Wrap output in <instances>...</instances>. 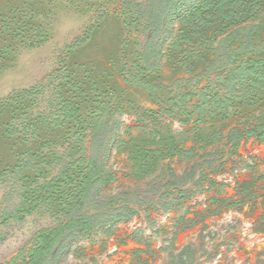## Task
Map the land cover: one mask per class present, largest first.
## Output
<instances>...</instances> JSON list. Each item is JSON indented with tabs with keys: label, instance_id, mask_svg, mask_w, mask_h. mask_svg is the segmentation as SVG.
I'll use <instances>...</instances> for the list:
<instances>
[{
	"label": "rangeland",
	"instance_id": "374dc122",
	"mask_svg": "<svg viewBox=\"0 0 264 264\" xmlns=\"http://www.w3.org/2000/svg\"><path fill=\"white\" fill-rule=\"evenodd\" d=\"M8 1L12 0L0 3ZM122 12L120 4L90 13L57 4L46 26L48 41L33 50L19 47L0 69V104L14 93L39 89L34 103L25 100L21 105L31 106L28 121L52 111L58 91L66 92L59 89L57 75L65 69H75L78 77L91 76L108 91L112 106H123L124 112L111 125H117L115 133L104 138L101 161L115 181L101 190V196L125 201L136 215L116 224L110 236L100 229L71 241L56 264H264V142L244 141L237 153L226 140L211 143L215 132L226 137L234 127L254 124L264 101L242 105L235 99L227 115L207 113L201 123L197 115L188 124L182 123L186 117L181 121L165 116L178 91L197 93L215 76L198 84L183 83L178 90L179 81L193 80L202 67L184 73L168 60L166 44L171 30L178 29L177 24L169 25L161 39V68L147 79L164 86L156 90L159 101L153 103L130 77L136 74L137 51L145 48L151 32L128 31ZM240 90L239 85L236 96ZM198 103L194 94L185 106L191 111ZM11 116L9 107L0 109V264L11 262L39 231L54 228L63 219L47 209L18 217L11 212L20 204L22 186L56 176L48 164L69 147L64 131L42 133L54 144L43 151L40 171L28 170L16 179L18 155L37 149V144L20 143L6 134ZM84 145L91 147L90 133Z\"/></svg>",
	"mask_w": 264,
	"mask_h": 264
},
{
	"label": "trees",
	"instance_id": "16d2710c",
	"mask_svg": "<svg viewBox=\"0 0 264 264\" xmlns=\"http://www.w3.org/2000/svg\"><path fill=\"white\" fill-rule=\"evenodd\" d=\"M60 3L84 13L120 4L128 31L143 28L151 32L145 48L137 51L136 74L130 77L149 93L155 104L159 101L156 90L164 86L147 79L161 68L164 57L161 39L170 31L169 25H178V29L171 30L166 44L168 60L184 73H193L198 66L202 67L193 80L179 81L178 90L183 83L191 85L196 80L198 84L213 75L215 78L194 93L199 103L191 111L185 105L194 94L178 91L171 100L172 105L164 111L169 118L182 121L186 117L182 123L188 124L197 115V122L201 123L207 113L227 115L235 99L242 105L264 101V0H12L0 3L3 40L0 69L19 47L33 50L48 41L46 26ZM45 6L48 10H44ZM212 54L213 58L209 59ZM57 75L59 89L66 92L58 91L52 111L39 114L37 121H28L26 111L31 106H21L25 100L34 103L40 93L37 88L14 93L4 105L0 104L1 110L9 107L12 114L6 134L16 137L20 143L23 140L37 144V149L29 148L18 155L17 165L13 167L16 179L28 170L40 171L43 151L54 144L46 136L62 130L69 145L62 157H55L48 164L56 176L49 182L22 186L20 204L11 212L18 217L47 209L62 215L63 219L54 228L39 231L29 248L8 264H56L71 241L88 238L100 229H106L110 236L116 224L136 215L125 201L101 196V190L115 181L113 172L101 161L104 138L115 133L117 125H111L124 112L123 106H112L108 91H102L91 76L78 77L75 69L58 71ZM239 85L240 95L236 96ZM222 91L226 96L221 95ZM255 120L254 124L232 128L226 137L222 132H215L211 143L226 140L231 152L237 153L244 141L255 138L264 142V109ZM88 133L92 136L89 149L84 145Z\"/></svg>",
	"mask_w": 264,
	"mask_h": 264
},
{
	"label": "bare ground",
	"instance_id": "6f19581e",
	"mask_svg": "<svg viewBox=\"0 0 264 264\" xmlns=\"http://www.w3.org/2000/svg\"><path fill=\"white\" fill-rule=\"evenodd\" d=\"M264 150V149H263Z\"/></svg>",
	"mask_w": 264,
	"mask_h": 264
}]
</instances>
